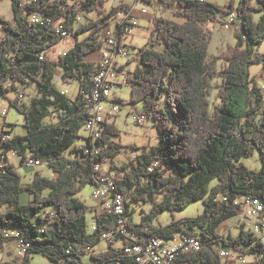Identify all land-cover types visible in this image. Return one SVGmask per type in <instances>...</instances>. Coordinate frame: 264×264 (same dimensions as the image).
<instances>
[{"label":"trees","instance_id":"obj_1","mask_svg":"<svg viewBox=\"0 0 264 264\" xmlns=\"http://www.w3.org/2000/svg\"><path fill=\"white\" fill-rule=\"evenodd\" d=\"M48 2L41 0L32 9L53 13L55 20H65L64 32L69 36L84 35L87 39L78 40L67 55L53 60L55 47L65 38H57L52 30L24 18L19 12V0H12L15 24L0 17L2 31L10 37V41H0V80L11 79L15 86L9 89L0 86V98L8 101L9 93H17L26 85H37L39 99L34 98L30 106L9 102L10 107L23 114L27 131L26 135L15 136L0 145V155L8 157L14 152L20 156L22 165L28 156L35 157L47 164L56 176L65 175L61 185L68 186L69 190L63 196L54 195L57 188L53 186L48 189L47 197H41L38 194L43 191L42 185L51 184V179L37 172L29 184L23 185L20 173L9 159L6 160L5 172L0 174V207L7 205L9 210L0 216V230H17L29 245L23 256L6 264H31L35 255L57 264H136L134 257L125 252L131 243L162 238L173 240L178 235L198 237L202 248L199 252L178 254L171 264H235L222 258V248L244 257L254 254L260 259L264 256V245L253 233L245 232L244 226L237 240L225 239L218 232L223 222L241 214L242 207L237 201L243 197L258 198L263 204L259 212L264 213V88L250 71L252 66L261 65L264 72V53L257 52L264 41V0H256L257 7L249 9L251 15L241 20L235 44L240 51L224 56L221 66L217 60L210 59L212 35L208 37L207 53L202 54L184 40L172 38L170 31L166 37L159 26L168 23L164 19L153 22L148 44L137 52L139 63L128 73L132 77L128 82L132 89L142 92L138 96L131 89L130 104L142 102L152 112L160 143L122 165L116 163L122 145L114 141L120 132L117 127L114 129L113 123L107 126V133L98 143L102 154L97 158L87 156L81 147H72L82 138L80 132L88 117L85 108L99 70L98 63L85 61V57L102 49L100 33L110 24L116 11L74 28L77 14L74 8L91 13L97 0H79L73 7H69L66 0ZM245 5L246 0H239L236 5L229 3L226 5L229 11L225 12L217 4L207 3L199 11L221 20L233 7L240 12ZM153 38L162 45L163 52L152 51L157 47L150 43ZM213 64L215 71L210 70ZM58 68L64 70L62 81L67 78L84 82L82 94L74 100L53 84ZM160 69H166L163 79ZM118 102L124 104L122 100ZM50 108L57 113L59 126L42 125L45 117L52 115ZM255 152L262 164L259 171L248 169L243 162ZM64 153L70 157L64 161V168L71 175L59 166ZM106 162L110 176L116 172L122 176L115 178V182L127 201L126 227L134 238L121 236L112 243L107 242L106 251L96 252L103 241L102 235L114 230L119 216L97 215L96 231H91L87 213L93 207L82 202L78 195L99 178L94 164ZM81 171L88 177L87 183H77L75 191L70 190L72 179ZM25 192L33 197L28 204L21 200ZM198 201L205 207L202 215L174 219L166 225L160 223L163 213L186 210ZM142 204L151 207L148 211L142 210L141 221L135 223L129 209ZM45 211L54 213L51 223L50 217L43 215ZM45 228L47 231H42ZM0 241L4 244L13 240L0 237ZM85 256L90 257L89 262L84 261Z\"/></svg>","mask_w":264,"mask_h":264},{"label":"clouds","instance_id":"obj_2","mask_svg":"<svg viewBox=\"0 0 264 264\" xmlns=\"http://www.w3.org/2000/svg\"><path fill=\"white\" fill-rule=\"evenodd\" d=\"M32 0H22V6L23 4L31 3ZM151 4V7H144V4L149 3ZM209 2H215L219 8H221L223 11L228 12L229 9L226 7L227 4L231 3L233 5H236L239 3V0H164V3L161 4L160 0H97V4L94 6L92 12L89 14L87 12H80L78 7H75L74 10L76 11V18H75V24L73 25L74 28H78L84 24H90L97 19H99L100 16H106L109 15L111 12L116 11V15L112 16L111 23L116 24H124L128 21L129 17H131L132 20L136 21L137 23L140 22V20L147 19L151 22H158L160 19H164L168 23L164 25H159L161 28V32L167 37L169 31L171 32L172 38L175 39H181L184 40L186 43L191 44L192 47H194L197 51H199L202 54H206L209 46V39L212 35L211 32L208 31V25L209 23L219 24L221 21L218 17H209L204 12L199 11L200 8H203L207 3ZM66 3L69 5V7H73L75 5H78L79 0H66ZM103 4V7H100V4ZM187 5V7H185ZM257 7L256 0H246V5L241 9L240 12H237L236 8L233 7L231 9V14L227 16L224 21V27L219 29V33L226 36V39L222 42V46L220 47V55L221 58L224 56H231L234 53H239L240 49L235 48V41L232 38V33H235L237 36L239 35L241 31V20L244 19L247 16H250L251 13L248 11L251 8ZM126 9L129 12L128 16H125L122 11H119V9ZM99 14V16H98ZM240 17V19H237V17ZM186 18V19H185ZM30 22L35 21L37 19L36 16L32 17H26ZM11 22V18H9ZM233 22H235V26L233 27ZM57 33V38H60L61 29L63 27V24L60 22H57L56 25H54ZM3 25H0V41L9 40L10 37H7L4 32L2 31ZM129 31H133L129 29ZM135 31H141L143 32V29H136ZM151 31V29H149ZM111 36V33H109ZM87 38L85 37V40ZM194 41V43H192ZM134 41L129 38L128 43H133ZM145 42H147V37H145V40L142 41H136L138 47L136 52L132 51H126L122 53L120 57L117 56H111L109 59L102 62L103 67L107 69V71L101 72V77L96 78L94 83L96 84V88H106L105 95L109 98V100L114 98H123L125 102L128 100V90L129 86L127 85L126 81L132 79V77L128 76L129 71H133V66L139 63V56L137 55V52L139 51V47H144ZM150 43H155L157 47L155 49H152L154 53H161L163 52V47L159 43L158 40L155 38L152 39ZM149 43V48H150ZM229 45H231V49H229ZM261 47L257 49V52L264 53V41H261ZM19 47V43L16 45ZM111 46L115 47V38L113 37L111 41ZM10 48V45H9ZM148 49L146 48V51ZM67 55V53H64ZM170 58V57H167ZM214 58V57H213ZM9 59H11V51H9ZM52 59H55L53 57ZM156 57L153 56V62H155ZM131 61V64H128V62ZM118 62V63H117ZM117 63V66L119 65H125L128 64L127 71L123 74V77L117 78L113 74L112 70V64ZM225 68H227V65H224ZM211 71L216 70V66L213 64L210 68ZM160 78L163 79V73L166 71V69H160ZM73 76L76 74L73 73ZM109 78L125 84V88L121 91H115L114 89L108 87L107 84L101 83V79L106 81ZM53 84L55 87L62 93L69 97V99H75L77 95L82 94L81 85H84L83 81L77 82L76 79H67L61 83L60 79L57 78L53 81ZM0 86L3 88L9 89L11 87H14V83L11 79L6 80H0ZM133 91L137 92V95H142V92L136 89H132ZM93 97L96 95V89L92 90ZM39 99L38 92L36 90L35 85L28 86L26 85L24 88H21L17 93L15 94H8V102L17 103V105H29L30 102L34 99ZM8 102H6L3 98H0V108H2L4 111H8ZM219 103V101H217ZM163 105V100L160 101V106ZM27 110V109H26ZM49 111L52 113L51 117H45V119L42 121V125L44 127L48 126H59V120L57 119V113L53 111L51 108ZM85 111H87L90 115L94 117L91 124H88L84 130L82 131V135H89L91 134L93 136V139H98L101 137V134L103 133L104 129L100 128L97 129L96 121L103 119L105 121L111 119L113 121L114 129L121 124L125 120V114L116 108H107V107H100V106H91L86 107ZM142 109L137 108L134 115L140 113ZM108 113H111V116L108 115ZM62 115V114H61ZM15 120L17 125H22L24 121L19 117L13 115L11 117ZM146 131L148 134H151V128L150 126L146 128ZM26 135V133L20 128L17 127L13 135ZM123 133H121L122 135ZM10 139V138H9ZM73 148L76 147H82V144L73 143ZM9 159L12 163H15V153H9L8 154ZM70 159V157L67 156V153H64L61 161H60V167L64 169V171L71 175V173L67 172V169L64 168V161ZM123 162V157L118 159L116 161L117 164H120ZM49 163H52V161H49ZM0 166H2V159H0ZM17 172H20V169H16ZM73 172H75V168L72 169ZM95 172H99L101 178H108V162H106L104 165H98L94 167ZM22 176L28 175L27 173H21ZM88 177H86L81 171L79 173V176L77 178L72 179L70 190L75 191V186L77 183L84 182L87 183ZM65 180V175L57 174L55 177H51V184L48 185H42L43 191L39 193L38 195L41 197H47L48 196V189L50 187L55 186L57 188V192L54 195H61L63 196L64 193H66L69 190L68 186H62L61 181ZM106 190H102L101 192L97 193V195H102V192ZM241 204H243V201H241ZM7 205L0 207V216H3L8 211ZM45 216L50 217V223L52 222V218L54 217V213H50L48 211H45L43 213ZM245 215L250 216V219H245ZM135 223H139V217L137 216L134 219ZM260 224L264 226V213L257 214L255 209L251 212H248L246 210L245 213H242L238 217H236L235 220L231 222L230 228L228 231H222L221 235L226 239L229 235H231V238L233 240L239 239V231H240V225L244 224L246 227L244 228L245 232L254 233V238L261 244H264V230H262L261 227H257V224ZM122 230V229H121ZM42 231H47V228L42 229ZM13 236H19V233L17 232H10V231H3L0 230V237L11 239ZM185 243H188L187 241ZM178 246H181L178 242ZM21 250H26L25 246L23 244H19L14 247L13 243H5L3 245H0V262H3V264H6V262H9L11 260H16L18 255L20 254ZM101 251H106V249H101ZM138 251V250H137ZM197 251L195 243H191L189 247H183V252L189 253V252H195ZM13 252V256L9 257L8 253ZM234 259V258H233ZM255 260V257H242L240 261H238V264H252V261Z\"/></svg>","mask_w":264,"mask_h":264},{"label":"built area","instance_id":"obj_3","mask_svg":"<svg viewBox=\"0 0 264 264\" xmlns=\"http://www.w3.org/2000/svg\"><path fill=\"white\" fill-rule=\"evenodd\" d=\"M58 3L61 0H49L48 3L57 2ZM41 0H32L31 3L23 4L22 6V0H19V12L24 18L26 17H32L36 16L37 19L35 21H31L32 23L39 24L42 27H46L49 30H52L54 35H57L56 29L54 25L57 24V22H60L63 24V27L61 29L60 36L66 38L69 36V34H64V22L65 20H55L53 13H48L45 11L39 10H33L32 8L36 6V4H39ZM123 12L125 16L129 15L128 10L122 9L120 10ZM231 13H229L227 16H229ZM225 16L222 20L227 17ZM238 19V17H237ZM224 26V24H223ZM235 26V22H233V27ZM139 27V23L132 20L131 17H129L128 21L124 24H116L110 22L109 25H107L100 33L102 44V53L101 58L98 60V72L94 76V81L96 78L101 77L102 71H107L106 68L103 67L102 62L109 59L111 56H117L120 57L122 53L129 51V47L131 46L130 43H128L129 38H132L134 30ZM129 29L133 31H129ZM111 33V36L109 35ZM117 33H124V43L122 44V47H112L111 41L114 38H116ZM118 63V62H117ZM117 63L112 64V70L113 74L119 79L123 77V74L125 73V70H123V67L125 65H119L117 66ZM128 81V80H127ZM103 84H107L108 87L114 89L115 91L118 88H121L124 83L117 82L111 78L104 81L101 79L100 81ZM94 89H96V95L93 97V93L88 97V102L86 104V107L91 106H100V107H107V108H116L120 111L121 104L118 102V100L111 99L105 95L106 88H96V84ZM87 112V111H86ZM9 115V108L8 111H4L2 108H0V119H5ZM87 122L85 124V127L88 124H91L94 117L90 115L87 112ZM109 116H111V113H108ZM133 121L137 124L144 125L145 120H143V116H134ZM112 124L110 119L105 121L103 119L96 121L97 129L103 128L104 131L101 134V137L98 139H93V136L91 134L86 136L87 144L82 147L84 153L87 156L95 157L97 158L102 154V147L98 145L100 140L102 139L103 135L107 133L108 131V125ZM84 127V128H85ZM0 145L3 143L10 142L13 137H11L8 133L5 131V124L0 126ZM10 138V139H9ZM0 153H2V150H0ZM0 159H2V166H0V174L4 173V167L7 165L6 160L9 159L5 155H0ZM27 167H35V168H44L47 166V164L40 162V160H35V157L28 156L26 160L23 163ZM100 164H94L95 166H98ZM158 164H154L156 167ZM152 170V168H150ZM99 173V172H96ZM115 178L113 176H110L108 178H97L96 183L94 184L95 191L93 193L94 198L101 200V212L106 213L110 215L111 210H118V216H119V223L115 225L114 230L111 233H106L102 235V240L112 243L119 237L123 236L124 238H134L129 230L126 227L128 217L126 215V209H127V201L123 195V193L118 191L117 184L115 182ZM102 190H106L102 192V195H97V193L101 192ZM241 201H243V204H241ZM238 204L242 207V213H245L246 210L248 212H251L253 208L255 209L256 213L259 215V199L258 198H245L237 201ZM240 214V215H241ZM245 219H250V216L245 215ZM257 227H261L262 230H264V226L257 224ZM122 229V230H121ZM10 232H17V230H9ZM91 231H96L95 224L91 226ZM254 234V233H253ZM19 236H13L10 240L16 241L17 244H23L25 246L26 250H21L20 254H25L28 250L29 245L26 244L23 239ZM6 240H9L7 238H3ZM188 243H185V242ZM201 240L198 237H183V236H176L173 240H168L167 238L162 239H152L147 243H138L133 242L130 246L125 248V252L129 255L134 257L136 264H168V262H174L176 259H169L170 251H181V255H185L188 253L183 252V247H189L191 243H195L196 249L199 252L202 248V244L200 242ZM178 242L181 246H178ZM264 245V244H262ZM138 250V251H137ZM190 253V252H189ZM220 254L222 258L228 259L229 262L236 263L235 260H231L232 256L236 255L235 258H237L239 261L241 260L243 255L233 252L231 249L228 248H222L220 250ZM257 259V258H256ZM258 264H264V256H261L260 259H257Z\"/></svg>","mask_w":264,"mask_h":264},{"label":"rangeland","instance_id":"obj_4","mask_svg":"<svg viewBox=\"0 0 264 264\" xmlns=\"http://www.w3.org/2000/svg\"><path fill=\"white\" fill-rule=\"evenodd\" d=\"M209 3H215V2H209ZM144 7H151V4L146 3V4H144ZM12 10H13L12 0H0V17H3L6 21H8L11 24H15L14 15H13ZM9 18H11V22H10ZM220 21H221V23H219L218 25L214 24V23L208 25V30L212 33L211 46H209L210 59L217 60L219 66H221L223 61H224L223 58H221L219 49L222 46V42L226 39L225 35L219 33V29L224 27L223 26V20L221 19ZM0 25H2L1 22H0ZM112 26H113V23H112ZM153 27H154L153 22L142 18L139 22L138 28L143 29V32L135 31L138 28H136L134 30L133 36L131 38V40L134 42L130 44L131 46L129 47V51L136 52L138 45L135 42L145 40V37H147V42H145V45H144V47H145L146 44H148V40H149V37H150V34H151ZM149 29H151V31H149ZM83 38H85L84 35L79 36V38H76L73 36L66 37L63 41H61L55 47V52L52 53L51 58L55 57V59H53V60H56L58 56L69 51L73 47L75 42H77L78 40L80 41ZM232 38L236 44V34L235 33H232ZM123 43H124V38H123ZM229 46H231V45H229ZM140 48H142V47H139V49ZM101 53H102V50L96 51V52L90 54L89 56L85 57V61L95 62V61L99 60V58H101ZM129 64H131V63H129ZM127 67H128V64H125V71H127ZM136 67H137V64L133 66V71L136 69ZM133 71H129L128 73L133 72ZM250 71H251L252 76L256 79V82L260 86H263V88H264V72H263L261 65L252 66ZM63 72H64V70L62 68H58L57 71H55L54 80L59 78L61 83H63V81H62V73ZM126 83L129 86L127 102H125V100L123 98H114V100L124 101V104L121 105V107H120V111L125 114V120L123 122H121V124L119 126H117L120 133H119L118 137L114 138V141L116 143H119L122 145L121 153L117 157L116 161L118 159H120L121 157H123V162L118 164V165H122L124 163L127 164L129 161L133 160L135 157L142 155L147 149L154 147V146L158 147L159 143H160L159 138H158L159 133H158V130H157L156 125L154 123L155 118H154L152 112L150 110H148L142 104V102H139L137 104H130L132 86L128 81H126ZM36 86L37 85H35V87ZM124 88H125V84H123V86L121 88H118L116 91H121ZM36 90H37V87H36ZM11 94H15V93L11 92ZM4 100L6 102H8L7 99H4ZM27 106H29V105H27ZM8 108H9V115H7V117L5 119H0V126L5 124V131L11 137L21 136L18 134L13 135V133L15 132L17 127H20L26 133L27 130L25 128V118H24L23 114H21V112H19L16 108L10 107L9 102H8ZM137 108L142 109V111L140 113L134 115ZM13 115L19 116L24 121V123L22 125H17L15 120L11 118ZM141 115L144 118L143 120H145L144 125L137 124L133 121L134 116H141ZM110 121H111V123H113V121L111 119H110ZM149 126L151 128V134L150 135L146 131V128ZM0 133H1V130H0ZM80 133H82V132H80ZM121 133H123V134L121 135ZM81 136H82V138H78L76 143L82 144V147H84L87 144V139H86L85 135L81 134ZM12 153H14V152H12ZM8 158H9V156H8ZM13 159H15V161H16L15 163H12L10 159H9V162L12 165H14L16 169L21 170L19 172L20 175H21V173H27L28 174L26 176L21 175L23 185L29 184L32 181L33 176H35V174L37 172L41 173L44 177H47L50 179L54 175L53 170L49 166H45L44 168H41V167L35 168V167H27L25 165H22L21 164L22 160H21L20 156H18L16 153H15V157H13ZM243 162L247 166V168L250 170L259 171L262 168V164H261L258 152H255V154L250 158H247V159L244 158ZM108 171H109V164H108ZM112 176L116 177L117 179L122 177L117 172L113 173ZM94 191H95L94 185H88L83 190V192H81L78 195L79 199L82 202H84L85 204H87L90 207H93V210H90L87 213V220H88L89 229H91V226L95 223V218H96V211L95 210L98 209L99 205L101 204V200L94 198V196H93ZM32 199H33V197L28 192H25L21 198L23 204H28ZM150 207H151L150 205H144V204H142L140 206L139 205H132L130 207L129 211L133 214L134 219L138 216L139 222H140L141 221V213H142L141 211L142 210L148 211L150 209ZM204 210H205V207H204L203 202L198 201V202H195L192 205H190L189 208L186 210L176 211L174 213H169V212L163 213L160 216V223L163 225H166L168 223L170 224L172 222V220H174V219L180 220L183 218L184 219L195 218L197 216L202 215ZM259 214H261V213H259ZM235 219H236V217H233V218L228 219L225 222H223V224L221 226H219L218 232L221 234L222 231H228L230 228L231 222ZM242 226H244V228L246 227V225L241 224L240 228ZM4 230L9 231V229H4ZM239 234H240V231H239ZM228 238H231V235H229ZM7 243H13L14 247L18 245L16 241H11V242H7ZM0 245H3V243L1 241H0ZM102 248L103 249L108 248V243L104 240L99 244V246L96 247L95 250H96V252H102L101 251ZM11 253H12V255L8 254L9 257L13 256V252H11ZM21 256H23V254H19L17 259ZM235 256L236 255L232 256L231 260H235L236 263L238 264L239 260L237 258H235ZM247 256L256 258V255H254V254H250ZM13 261L14 260H11L9 262H13ZM84 261L89 262L90 257L85 256ZM0 263H3V262H0ZM31 264H57V263L48 260L44 256L35 255L31 260ZM252 264H256L255 260L252 261Z\"/></svg>","mask_w":264,"mask_h":264},{"label":"bare ground","instance_id":"obj_5","mask_svg":"<svg viewBox=\"0 0 264 264\" xmlns=\"http://www.w3.org/2000/svg\"><path fill=\"white\" fill-rule=\"evenodd\" d=\"M64 34H67V33L64 32ZM123 38H124V33H117L116 38H115V47H122ZM262 210H263V204L260 203L259 201V211H262ZM110 215L118 216V210H111ZM180 253L181 251H170L169 259H176V256ZM171 263L173 262H168V264H171Z\"/></svg>","mask_w":264,"mask_h":264},{"label":"crops","instance_id":"obj_6","mask_svg":"<svg viewBox=\"0 0 264 264\" xmlns=\"http://www.w3.org/2000/svg\"><path fill=\"white\" fill-rule=\"evenodd\" d=\"M95 62L97 63V62H98V60H97V61H95ZM8 161H9V160H8ZM55 176H56V175L54 174V175H53V177H55ZM111 176H112V175H111ZM113 177H114V176H113ZM95 211H96V216H97V215H100V214L102 213V212H101V204L99 205V208H98V209H96ZM93 225H94V224H93ZM8 254H9V255H12V253H11V252H9ZM255 263H256V264H258V262H257V259H256V258H255Z\"/></svg>","mask_w":264,"mask_h":264}]
</instances>
